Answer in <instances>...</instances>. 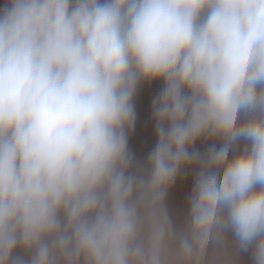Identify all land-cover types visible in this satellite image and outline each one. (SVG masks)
Returning a JSON list of instances; mask_svg holds the SVG:
<instances>
[{
  "label": "clouds",
  "instance_id": "9594fccd",
  "mask_svg": "<svg viewBox=\"0 0 264 264\" xmlns=\"http://www.w3.org/2000/svg\"><path fill=\"white\" fill-rule=\"evenodd\" d=\"M157 81L141 161L134 101ZM245 254L264 264V0H3L0 264Z\"/></svg>",
  "mask_w": 264,
  "mask_h": 264
},
{
  "label": "rangeland",
  "instance_id": "374dc122",
  "mask_svg": "<svg viewBox=\"0 0 264 264\" xmlns=\"http://www.w3.org/2000/svg\"><path fill=\"white\" fill-rule=\"evenodd\" d=\"M3 0H0L2 6ZM162 82L144 83L138 89L135 97L137 119L135 129L129 139V147L136 158L145 161L149 152L156 143L154 122L151 117L152 98L160 91ZM208 144L198 142L196 147L203 151ZM194 170H190L187 176H178L176 183L171 188L167 197L168 207L173 216L180 220L187 213V197L191 192ZM241 264H250V254L240 257Z\"/></svg>",
  "mask_w": 264,
  "mask_h": 264
}]
</instances>
